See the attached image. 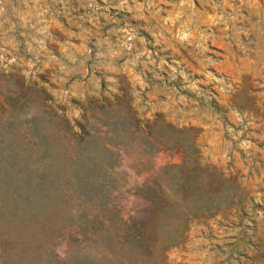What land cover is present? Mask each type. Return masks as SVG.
Instances as JSON below:
<instances>
[{
    "label": "rangeland",
    "instance_id": "obj_1",
    "mask_svg": "<svg viewBox=\"0 0 264 264\" xmlns=\"http://www.w3.org/2000/svg\"><path fill=\"white\" fill-rule=\"evenodd\" d=\"M0 101V264H264V0H0Z\"/></svg>",
    "mask_w": 264,
    "mask_h": 264
},
{
    "label": "trees",
    "instance_id": "obj_2",
    "mask_svg": "<svg viewBox=\"0 0 264 264\" xmlns=\"http://www.w3.org/2000/svg\"><path fill=\"white\" fill-rule=\"evenodd\" d=\"M1 103L2 101H0V107ZM78 126L82 131V136H90L89 132L85 130V127L88 126L87 120H84L83 125ZM229 190H231V188L227 184H222L220 182H211L209 187L210 196H208L207 205L204 208L205 215L214 214V212L218 210L220 204H225L227 206L234 203V199L232 195L229 194ZM235 211V214H239V216L241 217L246 215L247 210L243 206H239Z\"/></svg>",
    "mask_w": 264,
    "mask_h": 264
}]
</instances>
